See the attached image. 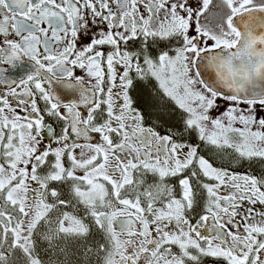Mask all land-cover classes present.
<instances>
[{
    "label": "snow or ice",
    "instance_id": "obj_1",
    "mask_svg": "<svg viewBox=\"0 0 264 264\" xmlns=\"http://www.w3.org/2000/svg\"><path fill=\"white\" fill-rule=\"evenodd\" d=\"M0 264H264V0H0Z\"/></svg>",
    "mask_w": 264,
    "mask_h": 264
}]
</instances>
